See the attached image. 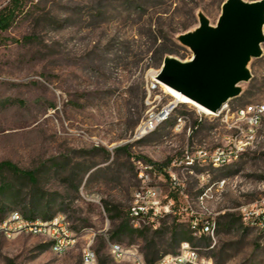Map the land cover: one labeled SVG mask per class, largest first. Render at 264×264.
Masks as SVG:
<instances>
[{
  "label": "rangeland",
  "instance_id": "1",
  "mask_svg": "<svg viewBox=\"0 0 264 264\" xmlns=\"http://www.w3.org/2000/svg\"><path fill=\"white\" fill-rule=\"evenodd\" d=\"M226 1L21 0V12L0 32V162L35 171L36 182L15 180L19 196H3L1 213L28 214L34 203L39 217H64L78 242L58 254L44 236H0V264H84L89 246L98 264H134L115 258V242L159 260L180 251L181 239L191 236L189 219L199 215L217 220L216 233L191 243L214 264H264V228L243 216L264 197V116L254 145L232 164L174 167L186 195L156 181L164 199L178 194L177 215L143 235L115 234L140 186L137 161L167 165L187 150L223 147L238 133L235 112L264 104L263 42L262 55L248 65L251 79L221 113L179 102L167 122L138 137L150 112L176 101L153 73L168 57L189 61L194 53L181 36L195 32L202 15L217 25ZM11 2L0 0V11ZM173 42L184 48L160 59Z\"/></svg>",
  "mask_w": 264,
  "mask_h": 264
},
{
  "label": "built area",
  "instance_id": "2",
  "mask_svg": "<svg viewBox=\"0 0 264 264\" xmlns=\"http://www.w3.org/2000/svg\"><path fill=\"white\" fill-rule=\"evenodd\" d=\"M157 82L158 80L155 79ZM178 101L164 106L160 110L152 111L148 119L138 131V137L142 138L155 131L161 124L167 122L175 113ZM227 105L218 113H221ZM238 133L229 143L223 147L209 149L197 147L187 150L182 158L176 159L163 169L158 168L152 162L137 161V176L140 186L136 190L133 203L129 209L131 225L140 229L146 226H156L160 220L169 214L178 213V204L173 197H162L156 181H170L172 189L179 195H186V185L176 174L174 167L183 170H194L198 166H212L221 168L237 161L256 140V132L264 116V104L250 105L239 108L236 112ZM244 124L242 127L241 124ZM183 119L179 120L181 127ZM168 175H167V174ZM226 181L218 182L223 188ZM208 187L201 194V203L209 197ZM244 220L250 226L264 228V197L256 205H249L243 209ZM189 226L193 236L203 235L215 236L217 220L214 217L192 216L189 219ZM23 234L40 235L47 238L53 251L61 254L74 247L78 242V235L70 227L69 222L62 216L46 219L43 217H28L20 210H13L4 218H0V236L13 239ZM111 250L115 258L131 259L134 264H148L145 257L138 250H128L119 243H112ZM84 264H98L97 253L92 247L84 250ZM156 264H214L211 258L204 256L200 248L194 246L190 241L182 243L180 251L176 254L166 255Z\"/></svg>",
  "mask_w": 264,
  "mask_h": 264
},
{
  "label": "water",
  "instance_id": "3",
  "mask_svg": "<svg viewBox=\"0 0 264 264\" xmlns=\"http://www.w3.org/2000/svg\"><path fill=\"white\" fill-rule=\"evenodd\" d=\"M181 41L193 57L166 58L157 80L219 112L240 94L238 85L251 79V59L262 55L264 0H227L217 25L202 15L200 27Z\"/></svg>",
  "mask_w": 264,
  "mask_h": 264
},
{
  "label": "trees",
  "instance_id": "4",
  "mask_svg": "<svg viewBox=\"0 0 264 264\" xmlns=\"http://www.w3.org/2000/svg\"><path fill=\"white\" fill-rule=\"evenodd\" d=\"M22 10V6H21V0H12L11 4L9 5V7H6L5 9H2L0 11V32L3 30H7L8 28H10V26L12 25L13 21L15 20L16 14L18 12H21ZM184 48L182 45H180L177 42H173V47H165L164 49H162L159 53V58L162 59L166 54H178V52ZM151 162V161H150ZM169 163L167 165L170 164V161H168ZM158 168L163 169L164 167H166V164H159V163H155L153 162ZM6 174H10V176H12L11 180L8 179L6 177ZM167 174V173H166ZM168 175V174H167ZM24 181V180H31L33 181V183L36 182V173L35 171L32 170H25L20 168L18 165L10 162V161H3L0 162V213L5 212V205L1 204L2 203V197L5 196L8 198L13 197V198H17L19 196V187H17V185L15 184L14 181ZM36 185V184H34ZM19 189V190H18ZM171 197L175 198L178 204V194L173 193V195H171ZM35 204L31 203L30 207H34ZM30 209L29 212H27L28 217H37V214L35 211H33V209ZM178 208V206H177ZM0 214V218H4L6 215L5 214ZM171 215H177V214H169L167 216H171ZM166 216V217H167ZM147 230H149V227H143L140 229H136L131 225L130 222V217H129V213L128 216L125 217V219L123 218L122 223L119 226V229L115 232V234L117 236H123L125 234H144ZM206 236L203 235L202 238H205ZM195 239V237L192 234L191 231V236L190 237H183L181 239V242H185V241H190L192 242V240ZM165 257V256H164ZM163 257V258H164ZM163 258L157 260L151 257H148L146 259L148 264H156L159 261H161ZM103 264V263H102Z\"/></svg>",
  "mask_w": 264,
  "mask_h": 264
},
{
  "label": "bare ground",
  "instance_id": "5",
  "mask_svg": "<svg viewBox=\"0 0 264 264\" xmlns=\"http://www.w3.org/2000/svg\"><path fill=\"white\" fill-rule=\"evenodd\" d=\"M153 76H154V78H157L158 72H154ZM158 83L163 84L166 88V91L169 94H171L175 98L176 101H178L180 103L187 104L189 106H194L205 115L211 116V115H217L218 114V112H215L209 108L202 107V106L198 105L192 97L182 94L181 92H179V91L175 90L174 88L166 85L165 83H162L160 81H158Z\"/></svg>",
  "mask_w": 264,
  "mask_h": 264
}]
</instances>
